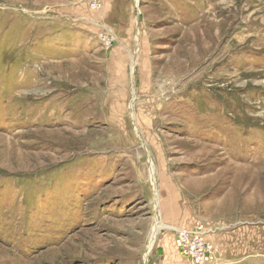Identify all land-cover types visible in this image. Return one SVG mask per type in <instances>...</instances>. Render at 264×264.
<instances>
[{
    "label": "rangeland",
    "instance_id": "rangeland-1",
    "mask_svg": "<svg viewBox=\"0 0 264 264\" xmlns=\"http://www.w3.org/2000/svg\"><path fill=\"white\" fill-rule=\"evenodd\" d=\"M103 1L0 0V264H264V0Z\"/></svg>",
    "mask_w": 264,
    "mask_h": 264
},
{
    "label": "built area",
    "instance_id": "built-area-1",
    "mask_svg": "<svg viewBox=\"0 0 264 264\" xmlns=\"http://www.w3.org/2000/svg\"><path fill=\"white\" fill-rule=\"evenodd\" d=\"M90 9H100L103 0H85ZM205 227L198 220L189 228H183L176 232L174 242L181 253L188 256L194 264H202L213 260V254L217 252L214 244L205 236Z\"/></svg>",
    "mask_w": 264,
    "mask_h": 264
},
{
    "label": "bare ground",
    "instance_id": "bare-ground-1",
    "mask_svg": "<svg viewBox=\"0 0 264 264\" xmlns=\"http://www.w3.org/2000/svg\"><path fill=\"white\" fill-rule=\"evenodd\" d=\"M150 175H151V179H152L153 185L156 186L155 177H154V167H153V163H151V162H150ZM154 190H155V210H156V213H155V221H154V223H153V225H152V227H151V229L149 231V238H148V242H147V246H146V252L143 255V259H145V262L147 261V257H148V255H149V253H150V251L152 249V246H153V244H154V242L156 240L157 234L159 233V231L162 228H164V225L160 221V213H159V205H158V192H157V188H155ZM99 252H101V251H99ZM105 252L107 254V251H105ZM130 253H131V251H130ZM101 254H99V256L96 258L98 261H100V260L102 261L103 260V257H102Z\"/></svg>",
    "mask_w": 264,
    "mask_h": 264
}]
</instances>
